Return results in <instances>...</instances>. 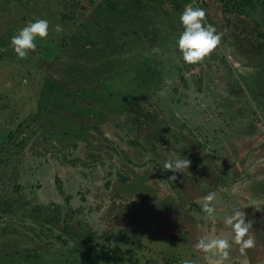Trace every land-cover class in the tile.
I'll return each instance as SVG.
<instances>
[{
    "label": "rangeland",
    "instance_id": "1",
    "mask_svg": "<svg viewBox=\"0 0 264 264\" xmlns=\"http://www.w3.org/2000/svg\"><path fill=\"white\" fill-rule=\"evenodd\" d=\"M186 5L222 34L195 65L175 47ZM37 18L49 35L18 59L11 37ZM258 34L264 0H0V205L60 206L56 225L0 207V264H102L108 252V264H221L200 238L231 241L223 218L264 205ZM187 158L184 173L164 168ZM251 232L255 247L233 243L222 264H264V232Z\"/></svg>",
    "mask_w": 264,
    "mask_h": 264
},
{
    "label": "clouds",
    "instance_id": "2",
    "mask_svg": "<svg viewBox=\"0 0 264 264\" xmlns=\"http://www.w3.org/2000/svg\"><path fill=\"white\" fill-rule=\"evenodd\" d=\"M179 21L183 30L175 40V47L181 53L183 62L190 65L202 63L221 44L222 34L214 25L206 23V12L200 7L186 5L179 16ZM48 35L49 21L37 18L28 21L18 29L17 33L11 37V47L18 59H26L30 51L34 52L37 49V41L46 39ZM190 163L188 158L166 160L164 168L184 173L185 169L188 170ZM173 178L175 179V176ZM216 199L215 192H210L202 198L204 219L215 221L217 210L214 201ZM223 223L231 230V241L224 233L217 234L213 230L203 235L197 244V248L217 257L221 264L229 259L233 243L239 246L242 255H246L247 250L256 245V239L251 232L253 221H246L244 211L239 209L232 211L223 218ZM182 264H194V261L185 259Z\"/></svg>",
    "mask_w": 264,
    "mask_h": 264
},
{
    "label": "trees",
    "instance_id": "3",
    "mask_svg": "<svg viewBox=\"0 0 264 264\" xmlns=\"http://www.w3.org/2000/svg\"><path fill=\"white\" fill-rule=\"evenodd\" d=\"M121 13L127 14L128 11H122ZM259 38L261 40H264V34H258ZM12 135V134H10ZM9 135V136H10ZM12 137V136H11ZM26 140H21L20 144H24ZM20 190H15L18 195H20ZM2 213L7 215H27L28 217L38 220L40 217H42V220H47V223H51L53 225H56L57 223V217H54L53 220H50L51 217H49L51 211L60 212V206L56 204H52L51 206L47 207H39V206H30L29 204L25 203L24 198L22 195L18 197V199L11 198L10 200L6 199L2 204L0 205ZM56 240L63 242L59 237H56ZM97 253V252H96ZM99 254V253H97ZM104 263L102 264H108L110 261V253L108 252L106 256L103 257ZM91 264H98V262H94L92 259L90 260Z\"/></svg>",
    "mask_w": 264,
    "mask_h": 264
},
{
    "label": "crops",
    "instance_id": "4",
    "mask_svg": "<svg viewBox=\"0 0 264 264\" xmlns=\"http://www.w3.org/2000/svg\"><path fill=\"white\" fill-rule=\"evenodd\" d=\"M262 165V164H261ZM263 167L262 166H257V168L255 169V170H258V169H262ZM254 170V171H255ZM253 173V172H252ZM256 180H261V179H256ZM260 182H262V181H260ZM259 183V182H258ZM254 200H256V201H260V202H264V194H260V195H257V196H255V198H253ZM263 204V203H262ZM261 204V205H262ZM261 205H259V206H261ZM261 212H263V213H261ZM257 213V214H256ZM248 215H250V214H248ZM247 214H246V216L247 217H251V220L253 221V230L256 232V233H262V232H264V230H261V227H260V224H257L256 226H255V224L256 223H258L257 221H258V219H264V205H263V208L262 209H260L259 211H257V210H255V213L254 214H252L251 216H248ZM256 229H258L259 231H256ZM263 236H264V234H263ZM252 249V248H251ZM254 261V260H253ZM252 260H251V262H253Z\"/></svg>",
    "mask_w": 264,
    "mask_h": 264
}]
</instances>
